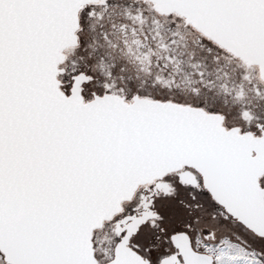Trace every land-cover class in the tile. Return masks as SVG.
Masks as SVG:
<instances>
[{"label":"snow or ice","instance_id":"snow-or-ice-1","mask_svg":"<svg viewBox=\"0 0 264 264\" xmlns=\"http://www.w3.org/2000/svg\"><path fill=\"white\" fill-rule=\"evenodd\" d=\"M0 264H264V0H0Z\"/></svg>","mask_w":264,"mask_h":264}]
</instances>
